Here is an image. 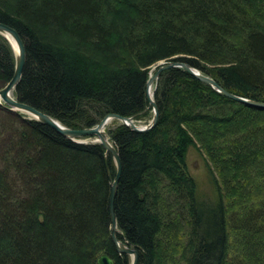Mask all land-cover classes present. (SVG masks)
<instances>
[{
	"label": "trees",
	"instance_id": "1",
	"mask_svg": "<svg viewBox=\"0 0 264 264\" xmlns=\"http://www.w3.org/2000/svg\"><path fill=\"white\" fill-rule=\"evenodd\" d=\"M0 22L25 47L13 96L72 129L109 113L148 118L146 81L161 61L264 102V0H0ZM13 70L1 35L0 83ZM153 99L152 128L106 127L121 162L116 236L138 251L137 264H264V109L180 67L159 74ZM192 146L209 164L210 203L197 201L187 170ZM115 172L101 143L0 106V264H95L102 253L130 264L110 236ZM171 197L191 227L178 262L165 241Z\"/></svg>",
	"mask_w": 264,
	"mask_h": 264
},
{
	"label": "water",
	"instance_id": "2",
	"mask_svg": "<svg viewBox=\"0 0 264 264\" xmlns=\"http://www.w3.org/2000/svg\"><path fill=\"white\" fill-rule=\"evenodd\" d=\"M0 35L8 39L9 44L14 53V70L12 77L3 87L0 88V99H1L0 106L7 108L9 111L12 112L23 113L27 115L29 118L47 124L48 126L52 127L55 131H57L59 134L73 141L81 142V143L99 142L105 148L106 154L109 153L111 155L116 167V172L111 184V190L109 196L110 236L116 251L119 254H126L131 257L130 264H137L138 251L127 240H121L116 236V233H118V228H117L116 214L114 212V200L116 195L118 179L121 173V162H120L118 150L112 143V140L108 136L107 132L105 131V126L111 120L117 119L120 122L127 125L129 128L136 131H146L152 128L156 124L158 119V109L153 99V93H151L150 95L149 89L151 88L153 83H156L159 74L163 70L173 67H180L184 69L186 72H188L189 74L200 80L201 82L207 84L214 91H216L217 93H219L220 95L226 98L232 99L234 101L252 107L264 109L263 101H256L231 93L228 90L221 87L210 76L202 73L195 67H192L185 62L173 60L170 62H159L156 66H154L155 71L152 74L149 73V76L146 81V96L149 105L152 107L153 116L147 125L144 126L136 125L133 120L134 117L132 116L127 117L115 113H109L105 115L95 126L85 127L80 129H72L64 126L58 120L54 119L50 115L42 111H39L26 103L18 101L13 96L12 94L13 90L21 78L23 66L25 63V47L17 31L14 28L1 22H0ZM95 264H114V260L111 257H109L107 254L102 253L97 257Z\"/></svg>",
	"mask_w": 264,
	"mask_h": 264
},
{
	"label": "rangeland",
	"instance_id": "3",
	"mask_svg": "<svg viewBox=\"0 0 264 264\" xmlns=\"http://www.w3.org/2000/svg\"><path fill=\"white\" fill-rule=\"evenodd\" d=\"M162 62V61H161ZM155 71L154 67L151 69V74ZM155 84H152V90L154 91L155 89ZM5 84L0 83V88L3 87ZM153 93V92H152ZM13 94V93H12ZM23 114V113H22ZM152 113H149L148 118H144L142 120H134L135 124L138 126H144L147 125L150 120L152 119L151 116H153ZM25 115V114H23ZM26 117H28L26 115ZM112 121V120H111ZM111 121L105 126V131L106 127L108 125H111ZM113 126V125H112ZM87 139V138H86ZM186 163H187V170L190 176L193 178L195 184H196V195H197V201L199 202H205V203H210L214 199L215 195V188L213 186L211 176L209 173V167L207 164L208 162L205 160L203 154L196 148L189 147L187 156H186ZM173 200V198L171 197ZM174 203L170 204V213H171V218H172V223H168L166 226V229L168 231L167 235V244L171 245L174 247V252L172 254V258L174 257V260L176 262L179 261V258H182V255L187 254V245L189 238L191 237V227L189 226L188 222L182 221L181 216L178 214L179 211V206L175 204V201L173 200ZM170 203V201H169ZM175 205V206H174ZM164 211L166 212V208L164 203L162 204ZM163 212V211H162ZM164 212V213H165ZM185 217V216H184ZM187 219V216L185 217ZM168 220V219H167ZM173 225V226H172ZM122 240V239H121ZM164 241V242H165ZM169 242V243H168ZM129 261L131 262V257L128 255ZM230 260V258H229ZM234 260H231V264H233ZM180 264H183L180 262Z\"/></svg>",
	"mask_w": 264,
	"mask_h": 264
},
{
	"label": "bare ground",
	"instance_id": "4",
	"mask_svg": "<svg viewBox=\"0 0 264 264\" xmlns=\"http://www.w3.org/2000/svg\"><path fill=\"white\" fill-rule=\"evenodd\" d=\"M1 36V35H0ZM5 38V37H4ZM6 39V38H5ZM7 41H8V39H6ZM8 43H9V41H8ZM153 92V90H152V86H151V88L149 89V93H150V95H151V93ZM0 101H1V99H0ZM5 109H7V108H5ZM138 260V259H137ZM116 263V262H115ZM114 263V264H115Z\"/></svg>",
	"mask_w": 264,
	"mask_h": 264
}]
</instances>
